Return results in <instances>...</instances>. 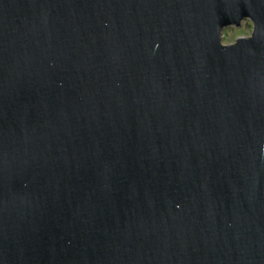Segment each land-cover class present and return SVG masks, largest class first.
<instances>
[{"label": "water", "instance_id": "1", "mask_svg": "<svg viewBox=\"0 0 264 264\" xmlns=\"http://www.w3.org/2000/svg\"><path fill=\"white\" fill-rule=\"evenodd\" d=\"M0 264H264V0H0Z\"/></svg>", "mask_w": 264, "mask_h": 264}, {"label": "rangeland", "instance_id": "2", "mask_svg": "<svg viewBox=\"0 0 264 264\" xmlns=\"http://www.w3.org/2000/svg\"><path fill=\"white\" fill-rule=\"evenodd\" d=\"M251 33V24L248 20L241 22L239 27H226L221 31L220 42L227 45L235 41L237 37H246Z\"/></svg>", "mask_w": 264, "mask_h": 264}]
</instances>
